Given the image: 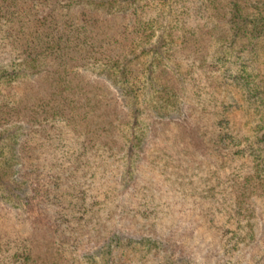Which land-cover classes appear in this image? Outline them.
Returning <instances> with one entry per match:
<instances>
[{
    "label": "rangeland",
    "instance_id": "obj_1",
    "mask_svg": "<svg viewBox=\"0 0 264 264\" xmlns=\"http://www.w3.org/2000/svg\"><path fill=\"white\" fill-rule=\"evenodd\" d=\"M212 1L162 0L155 5L157 0H139L132 6L85 7L82 14L75 11L54 14L52 20L55 23L50 36L59 44L58 54L43 52L41 58H46L47 62L40 63L39 73L29 80V88L37 92L39 104L34 111L31 105L23 107V111L35 112L36 117L33 139L36 142L34 157L38 155L39 158L38 210L44 212L47 165H50L52 182L56 178L62 181L68 167L77 159L80 200L89 195H94L95 199L86 226L94 225L96 231L90 233L81 229L70 237L62 235L65 236L62 237L64 242L70 243L71 247L64 245L65 254L62 260L56 261L59 264H67L66 261L68 264L74 261L78 264H107L110 258L105 255V243L109 241L114 243L113 246L117 243L121 247L114 251L113 264L118 261L119 264H142L144 258V264H162L151 260V256L160 247L158 244L163 245L169 238L182 245L180 251L183 255L172 258L179 261L177 264H225L228 260H236L232 264L248 263L244 258L239 259L241 254L215 255L212 250L214 242L205 238L210 232L198 230L210 217L219 221L227 219V212L219 207L232 205L234 197L238 196L241 205H245L256 184L254 178L249 180L250 170L246 162L232 159L231 155L218 156L206 140L215 137V127H232L235 117L238 125H243L247 118L250 120L244 105H240L235 113L234 96L225 87L227 81L223 70L226 64L218 59L221 54L226 57L227 48L219 50L224 44L219 43L223 32L213 29V9L218 10L219 4L212 8ZM68 15L76 16L80 25L74 31L66 32L67 27L63 24ZM95 19H105L103 30ZM105 28L109 29L108 34L114 41L105 37ZM143 30H147L150 43H146L148 46L144 51L139 49L138 52L143 53L132 63L124 68L118 66L119 69L100 63L103 55L111 56L113 51L142 44L134 41ZM68 43L84 47L95 58V63L85 61L84 52L76 48L72 56L75 58L78 53L81 57L77 61L75 58V62L69 61L71 75L66 77L68 84L62 81L57 85L56 82L50 84L45 77L56 72L59 55H71ZM12 55L10 52L7 59L14 57ZM50 56L51 63L48 61ZM46 71L50 74L45 75ZM148 77L152 80L149 85L145 82ZM158 88H164V94L154 93ZM49 93L52 96L46 99ZM143 95L149 96L141 99ZM131 96L139 99L132 103L138 112V127L133 141L131 178L120 185L117 181H120L124 157L127 158L126 153L130 152L123 143L130 138L127 116L132 114V107L127 106L131 104ZM71 97L74 101L78 99V105H74L76 108L66 105ZM33 99L29 98L30 102ZM110 99H113L110 110L114 116L108 125L104 122V106ZM234 99L237 103L242 100L238 95ZM141 101L144 106L140 105ZM186 118L189 119L186 123L188 132L182 134V140L178 136L180 129L167 123H181ZM190 129H194L197 135L188 144L190 135L193 136ZM19 133L24 134L22 130ZM184 140L187 145L180 148ZM107 157L113 159L111 164ZM104 163H107L105 167ZM101 170L105 176L111 175L110 178L101 183L91 181L92 176ZM132 181L135 182L133 187L139 191L136 195L130 187ZM55 184L57 190H61V182ZM241 219L243 221V217ZM9 222L0 221L7 229L0 227V233L23 245L21 238L26 234L21 229L16 234L14 229L8 228L11 226ZM41 222L44 224L45 220ZM42 224L39 233L33 236L39 249L50 245L49 236L42 234ZM23 227L26 228V224ZM117 230L124 239L110 240L112 232ZM1 241L4 243L6 238ZM125 245L126 249L122 247ZM251 251L249 255H257L256 264H264V253L256 246ZM160 256L164 261V254Z\"/></svg>",
    "mask_w": 264,
    "mask_h": 264
},
{
    "label": "trees",
    "instance_id": "obj_2",
    "mask_svg": "<svg viewBox=\"0 0 264 264\" xmlns=\"http://www.w3.org/2000/svg\"><path fill=\"white\" fill-rule=\"evenodd\" d=\"M136 1L139 0H0V204L2 205L0 207V211H2L0 221L9 220L11 226L8 228L14 229L16 234L20 229L26 234H23L24 237L21 238L24 243L22 245L0 233V264H59L60 262L56 261L65 254L63 252L64 245L71 247V244L65 243L62 237H70V234H75L77 230L81 229H86L90 233L96 232L94 225L86 226L90 221L89 216H91L92 207L95 205V199L94 195H89L86 199L80 200L81 190L77 186L78 177L76 174L78 166H75L77 159L68 167L62 181L56 178L52 182L50 165H47L43 191L44 212L41 210L40 213L38 210L40 194L37 160L39 161V158L38 155L34 157L36 142L33 138L36 135L34 125L36 117L35 112L32 111L39 104V99H37L38 95L35 89L29 88L31 83L29 80H31L32 75L39 73V64L47 62L46 58H41L43 52L46 55L49 54L48 52L58 54L59 44L50 36V31L55 23L52 19L57 11H75L76 14L78 12L82 14L85 7L98 9L104 6L108 8L115 4L132 6ZM161 1L157 0L155 5ZM217 4H219L218 10L213 9L215 18L213 29L223 32L219 37V43L224 44L219 46V50L223 47L227 48L226 57L221 54L218 59L226 64L223 74H225L224 78H226L227 83L224 84L232 93V97L236 98L238 95L242 98L238 103L235 102L234 98L232 100L235 113L240 105H244L250 120L248 121L247 118L243 125H238L235 117L232 119L235 122L232 127H226V125L224 128L222 126L215 127V137L206 140L211 145V150L218 156L221 154L231 155L232 159L246 162L250 170L248 172L249 180L254 178L256 184L245 205L242 206L240 198L236 196L233 198L232 205L219 207L227 212L229 218L219 221L210 217L203 222L198 230L210 232L205 238L206 240L210 238V243L214 242L215 248L211 249L215 251V255L228 257L241 254L240 260L244 258L247 260V264H256L257 255H249L252 253L251 250L256 246L261 253H264V0H214L211 3L212 8L216 7ZM223 8L224 10H222ZM115 10L117 11V9ZM95 20L100 25V29L103 30L105 19ZM63 25L65 28L67 27L65 31L68 32L74 31L80 23L76 16L70 17L68 15ZM105 30V37L109 40L112 38L114 41L113 37L108 34L109 29L105 28ZM146 31L143 30L141 36L136 37L134 42L142 43L138 47L129 46L120 51H113L112 57L98 54V56L103 57L100 63H107V67H117L118 69L132 63L134 59L142 55L143 52H138L139 49L144 51L143 49L148 46L146 43H150ZM130 42L132 43V41ZM74 44H67V47L71 46L69 49L71 55L61 53L56 60V62L60 60V63L55 67L56 72L52 71L54 73L50 77H45L50 84L56 82L57 85L59 81H62L63 84L67 83L66 77L71 75V63L69 61L75 62V58L77 61L81 57L78 53L75 58L72 56L75 54L76 48L79 52H84L85 61L95 63V58L91 57L92 55L87 53L84 47L80 45L76 47ZM261 50H263L262 55ZM10 52L13 53L12 56L14 57L7 59ZM93 54L97 55V53ZM48 61L52 62V56L48 58ZM48 74L50 72L46 71L45 75ZM145 82L147 85L152 83L151 77L145 79ZM156 92L164 94V88L155 89L154 93ZM149 95H143L141 99ZM51 96L52 94L49 93L45 98L49 99ZM31 97L34 99L30 102L29 98ZM132 97L131 104L129 103L130 105L127 106L132 107L130 109L132 114L127 116L130 138L128 137V142L123 143L130 152L129 154L126 153L127 158L124 157L120 181H117L120 185L125 183V179L126 181L130 180L132 174L133 141L138 127V112L133 108L132 103L139 101L138 97ZM74 100L71 97L66 105L76 108L74 105H78V99ZM111 101L113 102V99H110V102L105 101L106 105L104 106V111H106L104 122L108 125H111L112 116H114L110 110ZM143 103L141 101L140 105L142 106ZM169 103L167 102V105H170ZM27 104L31 105L32 111H23V107ZM88 118L91 119L92 116ZM188 120L186 118L181 123L169 121L167 124H173L179 128L178 136L183 140L182 134L188 132L186 129ZM20 130L24 134L19 133ZM191 131L193 136L190 135L188 144L197 135L194 129H190ZM154 138L155 136L151 140ZM184 145H187L185 140L182 141L180 148H185ZM106 159H109V164H111L113 159L110 157ZM106 164L104 163V167ZM110 176H105L104 171L101 170L97 175L94 174L90 180L101 183L102 180L106 182ZM55 182H61V190H57ZM134 185L135 182L132 181L130 187ZM132 189L135 190L133 191L135 195L139 192L135 187ZM104 191L107 190L104 189ZM22 216L27 217V219H23ZM43 219L45 220L44 224L41 222ZM188 223L191 225L190 221ZM25 224L26 228L23 227ZM40 224L44 230L42 234L49 236L47 241L50 242V245L44 249L42 246L39 249L38 244L34 241L35 238H33L35 234L39 233ZM27 226H29L28 230ZM0 227L5 228L2 223ZM113 232L110 240L124 239L118 230ZM2 238H6L4 243L1 241ZM258 241L260 242L257 243ZM164 242L163 245L158 244L160 247L153 252L151 260L159 261L162 264H177L179 261L172 258L174 255H183L180 251L182 245L176 239L169 238ZM113 244L111 241L108 244L105 243L107 246L105 255L110 258L107 264H113L114 251L121 248L117 243L114 246ZM207 244L210 245L208 242ZM122 247L126 249V245ZM158 251L160 252L158 253ZM160 254H164V261ZM258 257L260 256L258 255ZM81 259L83 260V258ZM233 262L236 260L225 261V264H232ZM66 263L68 264V261ZM144 263L145 258L142 264ZM74 264H78V261Z\"/></svg>",
    "mask_w": 264,
    "mask_h": 264
}]
</instances>
